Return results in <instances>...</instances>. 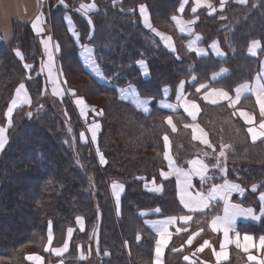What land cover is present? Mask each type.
I'll return each mask as SVG.
<instances>
[{"label":"trees","instance_id":"trees-1","mask_svg":"<svg viewBox=\"0 0 264 264\" xmlns=\"http://www.w3.org/2000/svg\"><path fill=\"white\" fill-rule=\"evenodd\" d=\"M56 1L48 0L45 19L59 46L67 88L101 111L97 147L105 155V164L101 167L90 144L82 141L83 123L71 99L64 95L55 104L50 100L47 82L39 71V40L31 24L13 20L11 38L0 40V126L7 125L6 144L0 152V264H27L29 253L40 254L46 264L58 260L85 264L79 253L88 251L93 237L100 264H153L155 236L140 211L157 209L156 217L186 214L175 181L159 176L164 166L165 135L180 167H187L195 156L203 157L210 167L219 161L220 171L210 172L213 183L239 177L245 189L259 183L258 191L264 192V138L252 142L246 126L228 105L204 103L194 90L221 67H226L228 74L210 86L232 91L253 77L264 54V0H246L244 4L230 0L213 15L205 9L197 11L195 31L202 36L203 45L218 41L226 51L223 60L197 57L186 48V38L177 34L171 20L180 0H64L67 6L54 4ZM212 1L218 4L219 0ZM85 2H94L97 9L87 14L73 10ZM140 4L148 8L153 26L173 37L176 54L142 26L137 10ZM67 11L80 41L92 46L96 62L111 83L97 82L81 64L78 47L65 25ZM252 40L261 44L254 57L247 54ZM141 59L149 70L146 79L137 66ZM192 75L196 81L186 85L185 91L199 104L198 122L208 132L213 148L193 140L185 127L189 119L182 112L169 113L153 106L149 114H143L117 94V88L134 84L142 97L162 98V89L167 87L169 99H173L178 85ZM21 83L30 103L12 112L9 125L5 112ZM169 116L175 131L166 122ZM149 180L161 183V194L146 190ZM112 181L124 185L118 213L109 189ZM236 200L259 207L257 192L248 191ZM218 208L193 214L189 230L199 224L206 232L208 220ZM79 216L85 221V230L74 231L69 251L62 257L46 252L47 232L53 235L52 245L60 246L66 230L75 227ZM238 228L264 235V217L258 224L240 223ZM173 243L174 239L164 255L165 264H187L185 250H173ZM242 261V254L231 249L230 260L222 264Z\"/></svg>","mask_w":264,"mask_h":264},{"label":"crops","instance_id":"crops-1","mask_svg":"<svg viewBox=\"0 0 264 264\" xmlns=\"http://www.w3.org/2000/svg\"><path fill=\"white\" fill-rule=\"evenodd\" d=\"M40 0H24L23 2H19L17 5H10V10L7 13L3 14V8L0 5V35L3 37V40H9L11 38V23L13 20H19L21 22H28L31 24V19L34 17V15L37 13L40 7ZM47 1V0H46ZM230 0H223V3H221V0L218 1V4H216L212 0H203L202 4L200 6H197L196 0H180L179 6L177 8V13L173 16L176 17L177 19L171 18L173 26L177 32V34L181 37L186 38L185 40V46L186 48L194 53L197 57H207V56H213L215 59L223 60L226 58V52L225 50L220 46L217 40L211 41L207 45L202 44V36L195 31V24L198 21L197 17V11L201 9H205L209 15H213L218 11H222L224 7L227 5V3ZM236 3L239 4H244L241 3L240 0H233ZM210 3L213 8H215V11H212L211 8L207 7V4ZM85 4V3H83ZM183 4V11H180L181 5ZM85 5H91V3H86ZM143 5L146 8V13L148 17V24L145 23L144 16L141 14L140 11V6ZM196 8V11L193 12L192 9ZM138 14L141 20L142 26L148 30L155 38H157L163 45V47L169 51L170 53L176 54V45L173 37L168 33L163 30H159L155 28L151 22L150 14L148 11V8L146 7L145 4H140L137 8ZM87 13L94 11L93 8L84 10ZM85 13V14H87ZM189 14L188 17H186V14ZM83 14V13H81ZM177 20H179L181 23L178 24ZM64 21L65 25L67 27V30L69 32L70 37L73 39L75 42L76 46L78 47V59L80 60L81 64L85 68V70L99 83L105 84V78L102 73V70L99 69L97 66V63L94 59V52L93 48L87 44H82L79 41V33L76 29V26L74 24V21L70 17L69 14H65L64 16ZM189 21H195L194 23H188ZM150 24V26H149ZM32 26V25H31ZM181 27H183L185 30L181 31ZM33 28V27H32ZM47 30L48 33L50 32V28L47 25ZM161 34V35H158ZM51 35V34H50ZM163 37H170L171 40H166ZM199 37V39H197ZM1 38V37H0ZM51 58L57 63L58 69H57V76L58 80L61 82V85L63 84L64 81V88L67 96L71 99V102L73 106L75 107L77 114L79 118L81 119L83 123V130L81 132V138L84 143L90 144L95 153L97 158L100 156L103 157L102 151H100L97 147V140H98V135L100 132V121H99V116L101 114V111L96 108L93 105H90L83 96L75 94V91L73 89L67 88L65 84V79L60 67L59 63V47L57 49V42L55 39L52 38L51 36ZM253 41H258V40H252L247 48V54L249 56H257L258 53L261 50V44L259 42V46L255 49V55L251 54L249 52V48L252 45ZM216 44L217 47L213 48L212 45ZM87 49V51H85ZM137 66L142 74V77L144 79L149 77V70L147 67V64L144 60H139L137 62ZM225 70V71H222ZM228 69L226 67H221L214 73L210 75V80L208 82H204L201 84H197V86L194 88L195 92L199 94V97L202 99L204 103L210 104V105H216V104H226L228 105L232 111L235 117H237L247 128V133L249 135V138L251 139L252 142H258L261 141L264 137H258L255 141L252 139L251 134L248 132L249 128H254L257 132H259L260 129V123L262 120H264V117L261 116L260 112V106L257 103L256 95L253 91H248V90H242L240 99L237 101L236 97V89L240 87L241 85L247 84L249 85L250 89H255L257 87V84H264V54L261 56L260 63H259V68L256 71V73L253 75V77L246 82H243L239 85H237L232 91H229L225 88L221 87H215V86H210V82H215L223 78L228 74ZM215 77V78H214ZM259 77V81L258 78ZM196 81L195 76H191L189 79L183 82V89H182V95L184 99H186L189 102V110L191 109V104L194 103L197 107L194 109L196 113V119L193 120L192 117L188 114L187 111H185L184 108V100H177V95L180 94L181 92V83L178 85L177 90H176V95L173 99H169V94L170 90L169 88L165 87L162 89V98H159L156 101V107L161 108L169 113H175V112H182L185 116L188 117V122L186 125H192L196 124L199 127L196 129L194 132L191 127H188L189 130L191 131V135L193 140L200 144L203 147L207 148H213V145L211 143L210 137L208 132L205 130V128L198 122V117L200 114V107L199 104L196 100L188 96V93L185 91V86L186 85H191L194 84ZM205 85V87L201 88V85ZM19 86L17 87V89ZM16 89V90H17ZM26 89V88H25ZM165 89H167V93H165ZM199 89V91H197ZM227 92L228 93V99L221 98L218 93L219 92ZM27 93V90H26ZM117 94L119 99L122 101L132 105L136 110L140 111L143 114H149L153 101L151 98L147 97H142L137 91V88L134 85H127L124 87H119L117 88ZM27 97L29 98V95L27 93ZM207 97V99H205ZM16 91H15V96L13 99H16ZM23 94H21V97L19 98V102L17 106L13 107V110L21 107L28 105L29 103H24L22 102L23 100ZM82 99L83 104H78L77 100ZM30 100V99H29ZM213 100H216V103H212ZM232 101H236L235 104L232 103ZM146 102V103H145ZM170 104L172 105L171 108L165 107L163 105ZM11 105V104H10ZM12 106V105H11ZM147 109V110H145ZM241 113L246 114L247 116H250L252 118L251 123H249L246 119L245 116L242 115ZM170 117V116H169ZM168 118V117H167ZM167 122V119H166ZM95 124H99L100 127L98 129H95L96 133V139L93 141L92 139V134H93V128ZM168 124V123H167ZM6 126L0 127V128H5ZM168 126L170 129L173 131V126L175 127V124L172 121V124ZM176 129V127H175ZM202 130V131H201ZM6 135V134H5ZM168 137V136H167ZM194 137H200V139H196ZM204 141H207L205 143ZM163 143H164V152H163V157H164V166L159 170V176L162 180H174L175 181V186H176V195L179 200V203L183 207V209L186 211V214L183 215H178V216H166V217H156V214L158 213L157 209H150V210H142L140 211L141 216L143 217V222L145 226L147 227L148 230H150L154 236H155V243L153 246V264H165L164 261V255L168 248L171 246L172 241L174 239V243L172 245L173 250H185V254L183 256V260L187 264H194L197 261H199L201 264H222L230 260V252L231 249L237 250L239 253L242 254L243 261L241 264H261V262H264V248L260 246V238L264 237V235L260 236H255L252 233L248 232H243L240 231L238 228V225L241 223H252V224H258L260 220L264 217V214L261 213V209L264 208V201L260 199L261 195L264 194V192H259L258 187L259 183L253 184L249 187L250 191L252 193L257 192V200L259 203L258 209H255L253 206H245L239 202L238 199H242L246 193L248 192L247 190L241 188L239 186V190H231L228 192V202L230 204H236L239 205L243 209H248L251 208L253 210V213L256 217H259L258 219H253L251 216H237L236 217V224H235V231L229 232L228 236V241H225V236L222 230H214L212 227V220L216 216L223 217L224 216V207H225V201L221 198L220 195H217L214 199H211L209 201V206L210 207H219L218 212L208 220L207 224V229L206 232H204L203 227H200L199 224L196 225L193 230H189L190 226L192 225L193 221V214L195 213H204L208 210V208H203L197 211H189L188 208L184 207V204L181 203V196L186 201H190L195 205L196 199H197V194H201L204 197H207L209 195L210 190L212 189L209 188L205 190L204 187V182L207 181L209 178V174L211 172V169L209 165L200 157H193L190 159V161L193 160H199L202 161L205 165H207V171L203 175V179L201 178L200 175H198L195 171V168L198 166H194L193 164L188 163L187 167H180L177 165L175 162V159L172 155L171 151V141L168 137V142H167V147L165 145V140L163 137ZM211 145V146H209ZM1 149V148H0ZM167 152L169 158L173 161V164L170 166L169 165V159H165V153ZM105 156V155H104ZM104 158V157H103ZM100 164V163H99ZM105 161L102 162L100 165H104ZM179 169L180 171H177ZM165 173L167 175H161V173ZM228 182L230 184H237L236 182H233L229 179L224 180L222 183L214 186H223L225 182ZM196 182L199 183V185H196ZM118 184V185H123L119 181H112L109 185L110 189V194H111V199L113 202V206L115 207V211H119L120 208V201L121 197L124 194V185L122 190L117 188H113V184ZM255 185V189H253V186ZM145 188L148 192L153 193V194H161L163 191L162 185L159 182H156L155 180H149L146 181L145 183ZM249 191V192H250ZM184 216H190L191 219L188 221H184L180 219L181 217ZM175 217V221L172 223H169L166 225L167 227V233L165 235V240L166 243H162L160 245V252L159 254L157 253V241L161 240L160 236V231L165 227L163 223L169 220V218ZM71 229L72 233L71 236L68 234V230ZM79 231H84L85 230V221L82 217H77L75 220V227L73 228H68L66 230L65 234V239L62 245L54 247L52 245V240H53V235H52V240L51 243H49L48 236H49V231L47 232V241L45 244V251L50 253L54 257H62L69 251V246L71 242V238L74 234L75 230ZM236 233H239V244L240 247H237L236 240L237 236ZM52 234V233H51ZM245 235L251 236L252 240L251 241H246L244 239ZM183 236H186L185 240H183ZM210 236V237H209ZM209 237V240H207ZM190 241V242H189ZM207 241V244L205 243ZM212 242H216V246H212ZM67 243L68 247L66 250L61 251L59 255L56 254L54 249H64V245ZM176 244H179L178 247H175ZM224 245V248L221 249V245ZM245 245H247V251H245ZM89 248V247H88ZM224 252L227 255H220L219 257L217 256L218 253ZM34 257V256H39L41 259L39 261H36L35 259H29L28 257ZM80 258L82 259L83 253H79ZM187 257V259H185ZM250 257H254V259H250ZM27 259V264H46L43 256H41L38 253H29L26 256ZM49 264V263H48ZM52 264V263H51ZM56 264V263H53ZM57 264H62L57 263ZM86 264V263H85Z\"/></svg>","mask_w":264,"mask_h":264},{"label":"snow or ice","instance_id":"snow-or-ice-1","mask_svg":"<svg viewBox=\"0 0 264 264\" xmlns=\"http://www.w3.org/2000/svg\"><path fill=\"white\" fill-rule=\"evenodd\" d=\"M61 2H63V0H61ZM185 2H186V0H185ZM202 2H203V0H196L197 6H200L202 4ZM240 2L241 3H244L245 0H240ZM221 3H223V0H221ZM207 7L211 8L212 11H215V8H213V6L210 3L207 4ZM90 8H95V4H91V5H83L82 4L80 10H87V9H90ZM140 11H141V14L144 16L145 23L148 24V17H147V13H146L145 6L141 5L140 6ZM180 11L181 12L183 11V4L181 5ZM192 11L195 12L196 11V8H193ZM173 19L175 20L177 18L176 17H173ZM194 22L195 21H189L188 23H194ZM40 23H41V18H40V16H37L35 22L33 23V27L36 28L38 32L43 31L42 28H39V24ZM177 23L180 24L181 22L179 20H177ZM149 26H150V24H149ZM184 30L185 29L183 27H181V31H184ZM158 35H161V34L158 33ZM163 38L166 39V40H169V41L171 40L170 37H163ZM197 39H199V37H197ZM258 46H259V42L258 41H253L252 42V45L249 48V52L251 54L255 55V49ZM56 47L58 49L59 46L57 45ZM212 47L215 48V47H217V45L214 43L212 45ZM85 51H87V49H85ZM17 55H21V54L19 52H17ZM21 58L23 59L22 56H21ZM49 60H51V55H49ZM25 67H31V66L30 65H25ZM222 71H225V70H222ZM257 79L259 81V77ZM180 87H181V92H180V94L177 95V100H184V108H185V111H187L188 114L192 117V119L195 120L196 119V113H195L194 109H196L197 106L194 103H192L191 104V109H193V110H189V102L186 99H184V97L182 95L183 82L181 83V86ZM200 87L203 88V87H205V85L202 84ZM242 90L253 91L255 93L256 99H257V103L260 106L261 116L264 117V84L258 83L257 84V87L255 89H250L249 88V85H247V84L241 85L240 87H238L235 90L236 91V94H237V97H236V100L237 101L240 99ZM164 91H165V93H167L168 90L165 89ZM197 91H199V89H197ZM22 93H23V101L22 102H24V103H30V100L27 97L25 85L23 83H21L19 85V88L16 90V97L17 98L16 99H13L11 101V105L12 106L9 107V109H8L9 117L11 115V112L13 110V107L17 106V104L19 102V98L21 97V94ZM218 95L221 98H225V99H228L229 98L227 92L221 91V92L218 93ZM205 99H207V97H205ZM77 103L78 104H83L84 102H83L82 99H79V100H77ZM212 103H216V100H213ZM232 103L235 104L236 101H232ZM163 106L169 107V108L172 107V105H170V104L163 105ZM145 110H147V109H145ZM241 114L245 116V119L249 123H251L252 118L250 116H247L244 113H241ZM167 123L169 125L172 124L171 117H168L167 118ZM10 124H11V119L9 118V125ZM99 127H100L99 124H95L94 125L93 134H92L93 141H95V139H96L95 129H98ZM185 127H191L193 129V131L195 132L196 129L199 126L196 125V124H192V125H185ZM259 127L261 129L259 132H257L254 128H249L248 129V132L251 134L252 139L254 141L258 137H264V120L261 121ZM173 131H175V127L174 126H173ZM5 132H6V129L5 128H0V148H3L4 144L6 143V135H5ZM194 138L200 139V137H194ZM164 140H165V145L167 147L168 137L166 135L164 136ZM204 142L207 143V141H204ZM209 146H211V145H209ZM223 147L224 146L222 145V148ZM220 156L224 157L225 156V153L223 151H221L220 152ZM165 159H169V165L170 166L173 164V161L169 158L167 152L165 153ZM225 159H226V157H225ZM101 161L103 162V157L102 156H101ZM190 163L193 164L194 166H198V167L195 168V171L203 179V175L207 171V165H205L202 161H199V160H193V161H190ZM215 167H221L219 161L217 162V164L215 165ZM177 171H180V170L177 169ZM161 175H167V174H165V173L162 172ZM113 188L114 189L119 188V189L122 190L123 185H118V184H115L114 183L113 184ZM253 189H255V185L253 186ZM231 190H239V185L230 184V183H228L226 181L223 186H213L212 189L209 192V195L207 197H204V196H202L199 193L197 194V199H196L195 205L193 203H191L190 201H186L183 198V196H181V203H183L184 204V207L185 208H188L189 211H197V210H200V209H203V208H208L209 207V201L211 199H214L217 195H220L221 196V198L225 201L224 216L223 217L216 216L212 220V227H213L214 230H222L223 231L226 242L228 241L229 232L235 231V224H236V217L237 216H251L253 219H258L259 218V217H256L254 215L253 210L251 208L243 209L239 205L230 204L228 202V192L231 191ZM260 199L262 201H264V194L261 195ZM261 213L264 214V208L261 209ZM175 219H176L175 217H171L167 221L160 222V223H163L165 225V227L159 233L160 236H161V240L157 241V253L158 254L160 252V245L162 243H166V240H165V235L167 233V227H166V225L169 224V223L174 222ZM180 219H182L184 221H188V220L191 219V217L190 216H184V217H181ZM71 233H72V230L69 229L68 230L69 236H71ZM236 236H237V240H236L237 247H240V244H239V233H236ZM137 239H139V236H137ZM244 239L246 241H251L252 240V237L245 235ZM48 240H49V243H51V240H52L51 231H49ZM205 243L207 244V241ZM260 246L262 248H264V237H261L260 238ZM67 247H68V245H67V243H65L64 249H54L53 251H55L56 254L59 255L61 253V251L66 250ZM223 248H224V245L222 244L221 245V249H223ZM245 251H247V245H245ZM220 255H225L226 256L227 254L224 253V252H221V253H218L217 254L218 257ZM28 258L29 259H35L36 261H39L41 259L39 256H34V257L30 256ZM185 259H187V257ZM250 259H254V257H250ZM261 264H264V262H261Z\"/></svg>","mask_w":264,"mask_h":264},{"label":"rangeland","instance_id":"rangeland-1","mask_svg":"<svg viewBox=\"0 0 264 264\" xmlns=\"http://www.w3.org/2000/svg\"><path fill=\"white\" fill-rule=\"evenodd\" d=\"M50 1V0H49ZM40 2V7H39V10L37 11V13L34 15V17L31 19V25H32V27H33V23L35 22V20H36V17L37 16H40V18H41V23L39 24V28H42L43 29V31H40V32H38L37 31V29L36 28H34L33 27V29H34V31H35V33H36V35H37V37H38V40H39V45H40V49H41V57H40V62H39V71L41 72V74H43L44 75V77H45V80H46V82H47V85H48V90H49V98H50V100L55 104L56 102V100L58 99V98H61L62 96H64V95H67L66 94V92H65V89L66 88H64V87H62V86H64L63 84H64V81H63V84L61 85V82L58 80V76H57V69H58V65H57V63L53 60V58H51V60H49V55H51V50H50V48H51V45H52V39H51V35H50V32L48 33V30H47V21H46V19H45V17H46V12H44V7L46 6V4H47V6H48V0L46 1V0H40L39 1ZM60 4V5H64V6H67L66 4V2L63 0V2H61V0H58V1H56V2H54V4ZM86 3H88V2H85V4ZM91 4H95L94 2H90ZM85 4H83V5H85ZM81 5L82 4H79L77 7H75V8H73V10H76L77 12H80V13H83V14H85V13H87L86 11H84V10H80L81 9ZM73 6H75V5H73ZM69 7V6H68ZM47 9V8H46ZM94 10L95 9H97V6L95 5V8H93ZM42 14V15H41ZM66 14H69L70 15V17L72 18V15L70 14V12H66ZM73 20V19H72ZM0 40H3L2 38V36L0 35ZM50 38V39H49ZM79 41H80V39H79ZM82 44H87V45H89V46H91L90 44H88V42H86V41H80ZM92 47V46H91ZM16 52H19L18 50H16ZM226 52V51H225ZM20 53V52H19ZM21 55H19V57H20ZM94 56V55H93ZM52 57V56H51ZM95 59V58H94ZM141 60H144V59H141ZM96 61V60H95ZM145 61V60H144ZM97 63V62H96ZM97 66L99 67V65H98V63H97ZM99 69H100V67H99ZM101 70V69H100ZM105 78V77H104ZM105 83H111V81L109 80V79H107V78H105ZM130 85H134V84H130ZM135 87H136V85H134ZM23 94V93H22ZM14 96H15V94H14ZM14 96H13V98H14ZM13 98L10 100V102H9V105H8V108H7V110H6V112H5V118H6V120H7V122H6V124L8 123V120H9V114H8V109H9V107H11V101L13 100ZM22 100H23V98H21ZM158 99H152V101H153V105H152V107L153 106H156V101H157ZM29 105V104H28ZM28 105H25V106H28ZM14 110H12V112H13ZM12 112H11V114H12ZM0 127H3V126H0ZM6 144V143H5ZM4 144V145H5ZM91 146V145H90ZM3 148H4V146H3ZM3 148H1L0 149V152H1V150L3 149ZM91 148H92V150L94 151V149H93V147L91 146ZM94 153H95V151H94ZM102 153V155H103V162L105 161V156H104V153L103 152H101ZM95 155H96V153H95ZM196 157H200V158H202L205 162H206V160L203 158V157H201V156H196ZM96 158H97V156H96ZM97 160H98V163H100V164H102V161H101V157L99 156L98 158H97ZM207 163V162H206ZM99 164V165H100ZM207 165H208V163H207ZM101 167L103 166V165H100ZM210 167V166H209ZM186 168V167H185ZM210 169H211V171H213V170H218V171H220V168L219 167H215V166H212V167H210ZM211 179V175L209 174V178L207 179V181L206 182H204V187H205V190H207V189H209V188H211L212 186H214V185H218V184H220V183H222L224 180H226V178H223V180H221V181H219V182H216V183H213L212 182V180H210ZM231 181H233V182H236L237 184H239V186L241 187V188H243V189H245L242 185H241V181H240V178L239 177H237V179L236 180H231ZM245 190H247V191H250V189L248 188V189H245ZM251 192V191H250ZM216 207V206H215ZM215 207H210L209 206V208H208V210L207 211H211L212 209H214ZM255 209H258V208H256V207H254ZM216 214V213H215ZM214 214V215H215ZM213 215V216H214ZM213 216H211V217H213ZM210 217V218H211ZM210 220V219H209ZM210 237V236H209ZM209 237H208V239L207 240H209ZM212 244V246L214 247V246H216V242H212L211 243ZM179 246V244H176L175 245V247H178ZM89 248H88V251L85 253V254H83V256H82V259H83V261L86 263V264H100V257H99V254L97 253V250H96V246H95V237H93L92 238V240H91V242L89 243V246H88ZM61 261L60 260H58L57 262H49V264H53V263H60Z\"/></svg>","mask_w":264,"mask_h":264},{"label":"bare ground","instance_id":"bare-ground-1","mask_svg":"<svg viewBox=\"0 0 264 264\" xmlns=\"http://www.w3.org/2000/svg\"><path fill=\"white\" fill-rule=\"evenodd\" d=\"M24 0H0V5L3 8V14L9 12L10 5H17L19 2H23Z\"/></svg>","mask_w":264,"mask_h":264}]
</instances>
